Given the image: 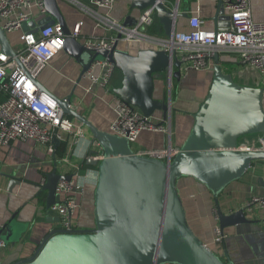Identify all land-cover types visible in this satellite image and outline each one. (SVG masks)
<instances>
[{
	"label": "water",
	"instance_id": "1",
	"mask_svg": "<svg viewBox=\"0 0 264 264\" xmlns=\"http://www.w3.org/2000/svg\"><path fill=\"white\" fill-rule=\"evenodd\" d=\"M44 3L54 20L29 22L24 29L59 23L66 36L64 51L82 66L78 83L94 61L106 59L122 73V83L114 89L122 101L138 107L147 117H157L159 113L163 119L170 116L172 102L157 98L155 92L159 80H181L180 60L174 62L176 69L171 78L165 74L172 62L164 50L141 48L133 53L117 42L111 50L88 51L72 35L59 0H44ZM151 5L156 6L157 17L167 36L176 30L180 17H189L188 12L175 14L159 0H132L130 8L142 11ZM223 16L229 19L219 4L214 20ZM136 23L137 18L129 14L119 27L129 31ZM217 28L221 27L217 25ZM122 35L119 33L118 37ZM0 51L11 57L17 55L1 24ZM214 60L213 83L208 96L193 116L194 123L186 141L170 160L141 154L127 138L98 128L72 106L75 90L66 98L52 94L64 113L89 129L104 152L101 159L87 161L98 168L94 191L95 226L73 230L55 228L31 256L11 264H236L227 254L226 258L218 254L195 233L188 223L177 186L179 179L192 177L213 193L223 233L229 226L251 221L244 208L224 213L218 199L230 183L244 177L255 161L264 160V149H239L242 137L264 133V90L239 84L231 74L224 73L218 52ZM39 86L48 92L40 83ZM61 142L55 139V147ZM57 165L56 161L42 186L47 191L49 209L59 199V181L71 179V175L60 174ZM3 175L10 178L11 187L21 182L17 175ZM28 228L29 223L12 219L0 229V237L6 245L14 244Z\"/></svg>",
	"mask_w": 264,
	"mask_h": 264
},
{
	"label": "crops",
	"instance_id": "2",
	"mask_svg": "<svg viewBox=\"0 0 264 264\" xmlns=\"http://www.w3.org/2000/svg\"><path fill=\"white\" fill-rule=\"evenodd\" d=\"M131 2L132 0H116L111 11L115 23L123 22L129 14L139 18L141 12L131 11ZM59 3L71 29L81 20L84 21L82 26L84 36L118 33L117 30L106 31L103 27L97 26L93 18L84 14L68 0H59ZM251 7L253 18L260 22L264 21V0H251ZM218 8L219 4L214 0H182L181 2V12L199 13L205 20L204 26L208 29H215L217 25L225 27L229 24V19L227 20L225 16L218 21L214 20ZM32 12L34 19L31 22L47 23L54 20L49 13L40 14L37 5L32 6ZM177 28L188 31V17H180ZM158 30H161L159 25L157 33ZM7 34L12 46L16 50L20 48L21 31ZM120 46L133 53L146 47L145 44L136 41L121 42ZM56 58L57 56L52 60L51 66L41 72L38 82L48 92L60 98L68 97L75 90L76 97L71 101L72 106L80 110L98 128L108 131L114 104L110 91L96 88L95 92L88 93L86 88L91 85L89 79H82L78 83L82 66L72 57L65 65H61ZM220 63L222 71L231 74L239 84L261 87L264 90V74L252 66L240 64L234 54H220ZM214 66L215 60L210 69L191 68L182 74L181 80L173 78L172 84L162 80L157 82L155 96L165 102H172V115H170L172 136L170 138L168 133L143 132L137 142L132 144L135 151L157 157L170 145L177 150L183 146L191 132L193 116L210 91ZM165 74L167 75L166 72ZM121 83L122 73L117 69L113 75L111 88L115 89ZM168 83L171 87L174 86L172 92L176 95L175 98L169 97V100H166ZM157 117H162V114H157ZM71 119L75 122L76 129L84 131L85 135L80 137L77 143L78 137L74 132L66 135L64 142L67 143V147L64 157L71 155L72 163L80 164L85 157L90 156V142L93 137L89 129L79 120ZM258 137L259 135L253 136V134L242 137L239 144L253 142L252 144L255 145ZM71 148L74 149L73 153ZM159 158L168 160L164 155ZM60 159L48 151V145L35 140H14L9 145L0 147V229L12 219L29 223V228L19 242L0 250V264H11L19 258L31 256L44 237L51 230L59 228V216L47 207V191L43 189L42 182L47 180V173L54 169L56 161ZM58 172L61 174L62 171L58 170ZM84 172L85 193L75 216L82 228H92L95 226L94 191L98 182V168L89 164ZM3 173L17 175L21 182L11 187L10 178ZM177 186L184 202L188 223L208 246L224 258L227 254L236 264H264V210L246 211L251 221L227 227L224 230L222 246H216L214 239L219 221L213 193L192 177L179 179ZM10 187L13 188L11 191H9ZM258 195H264V160L255 161L243 178L226 187L218 200L222 211L229 214L244 208V204L249 199Z\"/></svg>",
	"mask_w": 264,
	"mask_h": 264
},
{
	"label": "built area",
	"instance_id": "3",
	"mask_svg": "<svg viewBox=\"0 0 264 264\" xmlns=\"http://www.w3.org/2000/svg\"><path fill=\"white\" fill-rule=\"evenodd\" d=\"M68 1L93 18L97 26L103 27L106 31H118L116 34L109 33L110 35L84 36L82 33L84 21L78 22L71 29L72 35L77 37L88 51L111 50L117 42L143 43L146 46L144 48L164 50L170 55L172 63L167 74L171 78L176 69L174 62L177 59L182 63L181 72L184 74L191 68L210 69L216 52L229 53L236 55L240 64L252 66L264 74V21L260 22L253 18L251 0H214L222 5L224 14L229 16L227 26L208 29L204 26L203 17L199 13H193L188 17L189 30H179L176 26L171 36L165 35L164 32L162 34L149 32L155 24L160 23L155 5L142 10L137 23L132 25L129 31H124L119 27L120 23H115L111 15L116 0ZM159 1L175 14L181 12L182 0ZM33 5H37L40 14H47L44 0H0L2 28L7 33L21 31V45L20 48L15 49L16 57L0 51V147L9 145L14 140H35L48 145V151L54 154L55 139L63 141L67 134L74 132L78 137L77 143L85 134L84 131L76 129L75 122L64 113L57 99L39 86L38 78L41 72L51 66L52 60L64 51L66 36L57 22L25 30L24 25L34 19ZM119 33L123 34L122 38L118 37ZM116 70L115 64L105 59L94 61L90 70L83 76V79H89L91 82L86 88L88 93L95 92L96 88H104L112 95L113 115L108 131L127 138L132 144L137 142L140 135L146 131L168 133L171 138V116L167 119L147 117L141 109L119 98L111 88ZM255 142L257 143L255 145L252 144L253 142L239 144V149H264L263 135L259 134ZM90 150V156L85 157L82 162L93 158L101 159L104 155L99 142L95 139L90 142ZM73 151L74 149L71 148L72 153ZM178 151L170 145L157 157L164 155L170 160ZM57 162L61 174L71 175V179L59 181L57 194L60 199L51 206L50 210L59 216V228L80 229L82 227L75 214L81 207L85 193V172L82 162L72 163L71 155ZM60 162L62 164H59ZM45 183L46 180L42 185ZM244 209L247 212L264 210V195L249 199L244 204ZM224 237L218 225L214 239L216 246H222ZM6 247L0 237V250Z\"/></svg>",
	"mask_w": 264,
	"mask_h": 264
},
{
	"label": "rangeland",
	"instance_id": "4",
	"mask_svg": "<svg viewBox=\"0 0 264 264\" xmlns=\"http://www.w3.org/2000/svg\"><path fill=\"white\" fill-rule=\"evenodd\" d=\"M140 12H142V11H140ZM11 33V32H10ZM70 55L67 53V52H65V51H63L62 53H60V54H58L57 55V58L56 59H58V62H60L61 63V65H65V64H67L68 62H70L71 61V59H70ZM234 57H236V55H234ZM236 59H237V57H236ZM77 62V61H76ZM52 64V63H51ZM174 86H172L171 87V85L168 83V87H167V91H166V100H169V97H174L175 95H176V93L174 92H172V88H173ZM74 97H76V94H74L73 95V98ZM175 98V97H174ZM170 115H172V112H171V114ZM261 135H264V133H260ZM259 134H253V136H258ZM59 164H62V162H60ZM58 170H59V168H58ZM60 171V170H59ZM61 172V171H60ZM62 173V172H61Z\"/></svg>",
	"mask_w": 264,
	"mask_h": 264
},
{
	"label": "trees",
	"instance_id": "5",
	"mask_svg": "<svg viewBox=\"0 0 264 264\" xmlns=\"http://www.w3.org/2000/svg\"><path fill=\"white\" fill-rule=\"evenodd\" d=\"M158 25L161 26L160 23H157L155 24V26L153 28L150 29V33H155V34H162L163 33V28L161 26V30H158V33H157V28H158ZM3 97V96H2ZM70 118H73L71 116H68ZM66 147H67V143L64 142V140L61 142V144L58 146V148H56V155L60 158H63L65 156V153H66ZM91 153V150L90 152ZM89 166V164L87 163V161H84L82 162V168H83V171Z\"/></svg>",
	"mask_w": 264,
	"mask_h": 264
}]
</instances>
